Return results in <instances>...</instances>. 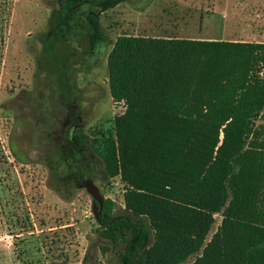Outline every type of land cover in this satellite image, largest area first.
Returning <instances> with one entry per match:
<instances>
[{
  "label": "trees",
  "instance_id": "trees-1",
  "mask_svg": "<svg viewBox=\"0 0 264 264\" xmlns=\"http://www.w3.org/2000/svg\"><path fill=\"white\" fill-rule=\"evenodd\" d=\"M106 64L124 112L90 149L126 189L118 215L104 199L98 237L124 245L121 264H264V43L122 35Z\"/></svg>",
  "mask_w": 264,
  "mask_h": 264
},
{
  "label": "rangeland",
  "instance_id": "rangeland-1",
  "mask_svg": "<svg viewBox=\"0 0 264 264\" xmlns=\"http://www.w3.org/2000/svg\"><path fill=\"white\" fill-rule=\"evenodd\" d=\"M88 14L101 26L93 47ZM151 25L171 38L264 43V0H0V264H121L124 245L98 237L81 184L92 181L122 213L126 186L106 176L90 144L115 137L124 112L108 86L114 42ZM69 119L83 137L74 155L63 148Z\"/></svg>",
  "mask_w": 264,
  "mask_h": 264
},
{
  "label": "water",
  "instance_id": "water-1",
  "mask_svg": "<svg viewBox=\"0 0 264 264\" xmlns=\"http://www.w3.org/2000/svg\"><path fill=\"white\" fill-rule=\"evenodd\" d=\"M81 187L84 188L86 190V192L92 198L91 209H92L94 219L96 220V222H98L99 217H100V213L102 210L104 199L101 196L98 188L96 187V185L92 181H90V180L85 181L84 183L81 184Z\"/></svg>",
  "mask_w": 264,
  "mask_h": 264
},
{
  "label": "flooded vegetation",
  "instance_id": "flooded-vegetation-1",
  "mask_svg": "<svg viewBox=\"0 0 264 264\" xmlns=\"http://www.w3.org/2000/svg\"><path fill=\"white\" fill-rule=\"evenodd\" d=\"M69 124L70 125L67 126L66 134H65V136H66V144H65V146H63V148L68 149L69 152L74 155L76 152H81L83 149H82V146H81L82 143L77 144L73 140V135L76 132V128H75V125L72 124V120H70V119H69Z\"/></svg>",
  "mask_w": 264,
  "mask_h": 264
},
{
  "label": "crops",
  "instance_id": "crops-1",
  "mask_svg": "<svg viewBox=\"0 0 264 264\" xmlns=\"http://www.w3.org/2000/svg\"><path fill=\"white\" fill-rule=\"evenodd\" d=\"M142 8V7H141ZM147 11V10H146ZM145 12H138V14H143L145 17H147V14ZM162 12L160 13V15L158 16V18H161V17H164L166 16L165 15V12L163 11V9L161 10ZM150 15V14H149ZM165 23V22H164ZM151 28L147 31L148 35H145V36H140V37H150V38H162V39H168V38H171L169 36H165V35H162L160 36L161 34H166L168 30V26H150ZM149 33H154L152 35H150ZM160 34V35H159ZM133 37H136V36H133ZM180 39H195V38H180Z\"/></svg>",
  "mask_w": 264,
  "mask_h": 264
}]
</instances>
